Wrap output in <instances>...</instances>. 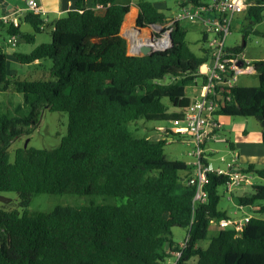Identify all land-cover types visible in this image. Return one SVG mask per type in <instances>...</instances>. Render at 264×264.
Masks as SVG:
<instances>
[{"label":"trees","instance_id":"trees-1","mask_svg":"<svg viewBox=\"0 0 264 264\" xmlns=\"http://www.w3.org/2000/svg\"><path fill=\"white\" fill-rule=\"evenodd\" d=\"M247 4V19L263 22L264 0ZM136 7L138 28L167 22L149 0H137ZM130 10L128 0H78L75 10L55 23L48 44L30 54L13 51L22 65L49 60V81L9 76L7 53L0 48V93L13 88L24 98L15 110L0 101V195L16 193L21 209L40 194L121 200L22 216L0 206V264H166L176 253H181L176 264H264V219L252 216L241 233L219 229L209 238L212 221L231 218L219 209L218 189L227 177L209 175L207 202L195 205L196 187L185 182L193 167L165 157L167 138L134 137L132 123L184 118L192 104L186 89L197 86L209 55L204 48L202 56L192 52L182 23L174 26L168 50L129 55L121 31ZM22 21L35 33L44 24L31 12ZM0 28L29 43L34 39L21 33L20 24L0 23ZM202 42H207L204 32ZM244 48L234 51L242 54ZM253 67L259 86L231 89V102L218 113L256 119L264 144V60ZM43 109L68 114L67 135L54 149H17L11 161L12 143L33 133ZM246 172L264 181V169L250 166ZM252 188L240 206L258 207L255 214L262 215L264 205H256L264 202V184ZM173 229L186 231L185 248Z\"/></svg>","mask_w":264,"mask_h":264},{"label":"rangeland","instance_id":"rangeland-1","mask_svg":"<svg viewBox=\"0 0 264 264\" xmlns=\"http://www.w3.org/2000/svg\"><path fill=\"white\" fill-rule=\"evenodd\" d=\"M14 6L24 7L25 3L22 0H9ZM130 1L131 10L136 13L138 11L136 7L137 0H128ZM154 4L158 10L163 13L167 19L174 17L175 15L181 13V4L185 0H149ZM203 3L211 5L213 0H201ZM129 13V14H130ZM133 14H130L128 19L132 17ZM136 14H134L133 21L127 20V24L122 27L121 35L128 42V52L129 55L138 56L137 53L132 54L130 50V45L134 42L142 43L148 42L153 34L149 30H140V34L136 32L138 28L136 26ZM20 20V19H19ZM129 21V22H128ZM124 22V23H125ZM9 26V25H7ZM164 25L161 26V29L156 30L160 33L161 37L164 34ZM182 27L187 32V43L194 54L197 56H202V49H208V44L202 42L203 38V26L198 22H182ZM21 33L25 35L31 34L34 36L32 42L23 41L17 46L14 47V52H19L23 54H30L36 48L40 47L43 44H48L51 41V33L49 32H40L35 33L32 26L28 23H21ZM9 38L7 28H3L0 32V48H4L5 51H8L10 47L7 46L4 42L5 38ZM210 38H212L210 34ZM19 39V37H18ZM8 40V39H7ZM20 40H18L19 42ZM245 44L243 49L242 56L245 62L251 63L264 60V20L260 24L254 25L252 21L247 19V12L241 13L234 18V23L231 27V33L226 39V47L230 49H235L241 47ZM5 46V47H4ZM51 68V62L49 60H42L40 65L30 64L22 65L18 62H12L9 58L8 60V74L20 80L27 81H49L51 77L49 71ZM238 85L240 87H258L259 86V76L256 73L255 75H247L239 77ZM198 88L194 86H189L186 89V94L189 97H193L197 94ZM0 101L8 104L11 110H15L19 105H22L24 98L22 94L17 93L13 88L6 93H0ZM164 103L169 104L168 100H164ZM225 125L220 133H218L219 140H225L234 142L237 138L238 132L247 131V134L256 135L261 132V126L259 122L254 118H243V117H225ZM68 124L69 116L67 113L59 112H50L48 109H43L41 117L35 130L31 135H24L17 140H15L10 149L9 154L11 161L14 160L15 151L17 149H54L57 148L61 140L68 133ZM158 127L163 128H172V123L166 122H145L140 120L136 123L130 124V129L133 132V135L137 139L148 138L150 140H156L162 138L160 132L157 130ZM169 137V136H167ZM228 143L223 142H210L207 145V155L209 162L215 168H225V164L220 162L221 158H224L227 161H231L238 151L233 153L227 149ZM192 150V145L183 143L181 140H174L168 138L167 144L164 148V155L168 160L171 161H182V162H192L193 159L188 156V153ZM238 167L244 171L248 169L246 165H242L241 161H237ZM256 168V166H255ZM254 168V169H255ZM256 170H261L262 167L257 165ZM253 175L252 183L253 185L264 184V181L259 178L257 175ZM252 186H245L241 188H235L232 193H227L226 188L220 187L218 189V195L221 200L219 203V209L226 211L228 215L234 220H241L247 216H257L261 219H264V214L256 215L255 211H258L259 208L256 207H241L239 199L243 197H248L252 194ZM3 198L9 200V203H1L0 206L4 207L9 211H18L20 216L24 213L32 215L35 213H49L52 212L56 207H65V206H76V205H86L91 202L96 204L104 202L103 197H76L70 195H50V194H40L33 197L32 203L27 209H21L19 207V199L16 193H5L1 195ZM107 203L120 204L121 200L108 198L105 199ZM264 202H258L256 206H263ZM256 208V209H255ZM219 230L218 226H210L209 238L212 237ZM174 239L178 243H183L187 233L185 230L173 229ZM209 241L200 243V246L206 248ZM172 264L175 261V256L169 260Z\"/></svg>","mask_w":264,"mask_h":264},{"label":"built area","instance_id":"built-area-1","mask_svg":"<svg viewBox=\"0 0 264 264\" xmlns=\"http://www.w3.org/2000/svg\"><path fill=\"white\" fill-rule=\"evenodd\" d=\"M25 3L26 11L37 16L44 15L42 7L37 0H22ZM89 3L91 0H85ZM248 0H213L211 5H195L190 0H185L181 7V13L167 19L164 28V34L156 32L161 29L160 25L147 27L144 30H150L153 37L147 42L139 43L137 51H135L134 43L130 45L132 54H139L142 46H150L153 52H163L171 47V32L177 23L185 21L198 22L203 26V32L207 34L208 55L209 60L199 70L196 79L198 94L192 99V104L186 110L182 120L172 123L173 127H158L162 138H172L181 140L183 143L192 145V150L188 156L193 159V173L185 182L188 185L196 187L194 196V204H204L207 202V193L205 186L208 183L209 175H217L227 177L225 188L227 193H232L235 188L245 186H253L252 173H248L238 167V156L231 161L224 158L220 162L225 164V168H215L207 162V145L210 142H223L225 140L218 139V133L222 129V123L219 122V111L222 105L229 104L231 97L227 93L239 86V77L247 75H255L257 72L251 63L244 61L243 56L226 47V39L231 33V27L234 18L244 13L249 6ZM96 8H101L97 5ZM21 11L12 15H0V23L9 26L19 27L20 21L16 15H20ZM15 15V18H12ZM141 28H137L136 32L140 34ZM210 34L212 38H210ZM18 44V36H10L7 40V46L14 49ZM129 48V46H128ZM135 51V52H134ZM169 136V137H167ZM161 138V137H160ZM242 207V206H241ZM252 216H247L241 220L232 218L222 220L219 224L212 221L211 225L218 226L219 229H233L237 233H241L249 223ZM188 239L181 243V248H185ZM181 253L175 254L176 264ZM166 264H172L168 261Z\"/></svg>","mask_w":264,"mask_h":264},{"label":"crops","instance_id":"crops-1","mask_svg":"<svg viewBox=\"0 0 264 264\" xmlns=\"http://www.w3.org/2000/svg\"><path fill=\"white\" fill-rule=\"evenodd\" d=\"M37 1L44 11V15L40 16L42 21L44 22L41 28V32L52 33L55 27L54 26L55 23L59 21L60 19H62L64 16H66L68 12L76 9V3L78 0H37ZM3 3H6V6L0 3V15H5V14L12 15L15 12L21 11L20 15H16V17L20 19L19 21H20V31H21V23L23 22L22 21L23 16L25 15V13L28 12L26 11V6L21 7V8L14 6L9 0H3ZM130 14H133V15L132 17L128 19ZM130 14H128L127 20L131 22L134 19V14H136L135 17L138 16V11H136V13L132 11ZM12 18H15V15ZM127 20L124 23V26L127 24ZM1 30L2 28H0V32ZM7 39L8 37L4 39L5 43ZM18 40H20L18 44H20V42L23 41L22 38H19ZM13 51L14 50L10 48L8 49V51H6L7 59L9 60L10 58L12 62H18L13 56ZM34 64L40 65L41 61H37ZM197 94H195L193 97H190V98L193 99L194 97L197 96ZM224 118L225 117L221 116L218 119L219 122L222 123V129L226 122ZM227 149L229 151H232L233 153H235V151H238L236 155L238 156V159L239 161H241L242 165H246V167L248 168L250 166L255 168L256 166L255 169H258L257 165H259V167H262V169H264V144L262 142L261 132L257 133L256 135L247 134L246 130H244L243 132H238L235 143L228 141ZM207 162L211 164L208 159H207ZM185 163L192 166L193 161L185 162Z\"/></svg>","mask_w":264,"mask_h":264},{"label":"water","instance_id":"water-1","mask_svg":"<svg viewBox=\"0 0 264 264\" xmlns=\"http://www.w3.org/2000/svg\"><path fill=\"white\" fill-rule=\"evenodd\" d=\"M0 3L3 4L4 6H6V3H3V0H0ZM170 41H171V45H172V38L170 37ZM245 45V44H243ZM152 53H154L152 51V48L150 46H142L140 48V51H139V54L138 56H149L151 55ZM0 202L2 203H9L10 201L3 198L1 195H0Z\"/></svg>","mask_w":264,"mask_h":264},{"label":"bare ground","instance_id":"bare-ground-1","mask_svg":"<svg viewBox=\"0 0 264 264\" xmlns=\"http://www.w3.org/2000/svg\"><path fill=\"white\" fill-rule=\"evenodd\" d=\"M134 45H135V51H137V48H138V46H139L138 42H134ZM135 51H134V52H135Z\"/></svg>","mask_w":264,"mask_h":264}]
</instances>
